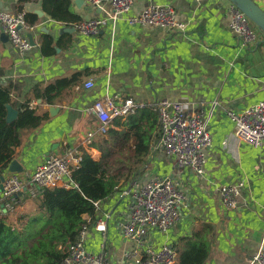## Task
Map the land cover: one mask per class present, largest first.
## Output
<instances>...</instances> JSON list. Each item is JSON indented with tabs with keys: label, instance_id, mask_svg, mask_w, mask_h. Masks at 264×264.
I'll list each match as a JSON object with an SVG mask.
<instances>
[{
	"label": "crops",
	"instance_id": "crops-1",
	"mask_svg": "<svg viewBox=\"0 0 264 264\" xmlns=\"http://www.w3.org/2000/svg\"><path fill=\"white\" fill-rule=\"evenodd\" d=\"M69 1V12L77 22L106 18L111 11L109 4L95 8L85 0ZM256 3L264 10V0ZM165 4L174 8L185 31L130 25L120 16L96 36L82 37L73 30L75 22L51 19L42 0H0V11L25 10L28 27L21 34L31 45L19 52L0 27V84L18 81L26 95L38 84L46 86L78 75L64 100L52 105L57 111L49 113L50 106L36 100L29 103L35 105L36 113L46 116L36 128L19 130L20 143L11 148V159L22 163L23 174H30L47 156H65L69 151L79 156L85 152L99 162L105 152L116 151L118 136L96 134L88 144V133L98 123L91 109L94 102L109 95L122 102L141 103L142 108L119 117L124 124L130 117L147 130L152 126L138 178L142 183L170 178L184 194L176 224L167 232L152 233L147 244L155 249L170 246L177 264L178 250L190 240L203 238L210 246L204 264H252L258 250H264V143L253 148L237 139L227 115L264 96V36L254 29L260 35L257 44L242 47L228 28V0H132L131 12L138 14L146 6ZM43 38L51 39V44ZM87 81L92 88H84ZM161 99L180 104L186 115L203 114L211 146L205 152L202 175L178 168L175 159L157 147L158 118L152 108ZM117 130L121 136L127 127ZM6 168L0 171V178L9 175ZM238 184L243 186L236 206L225 210L219 190ZM1 185L0 179V192ZM125 186L98 204L99 214L85 237L86 248L104 252L108 264L135 261L134 246L122 236L131 205L130 197L119 196ZM33 200L25 195L15 214L33 212Z\"/></svg>",
	"mask_w": 264,
	"mask_h": 264
},
{
	"label": "built area",
	"instance_id": "built-area-1",
	"mask_svg": "<svg viewBox=\"0 0 264 264\" xmlns=\"http://www.w3.org/2000/svg\"><path fill=\"white\" fill-rule=\"evenodd\" d=\"M85 1L95 8L109 4L111 11L106 18L75 22L73 30L82 37L96 36L109 21L114 22L120 16H125L130 25L185 31L186 25L177 20L174 8L168 4L149 5L138 14H133L132 0ZM227 13L228 28L237 36L239 44L245 48L257 44L260 35L252 29L251 22L246 16L230 2ZM25 16L26 12L22 9L15 12L0 11L2 32L19 52L31 48L29 40L21 34V30L28 27ZM92 86L91 81L84 84L86 89ZM142 106L143 104L134 103L132 100L122 102L117 96L107 95L96 100L91 109L98 123L95 131L88 133V144L91 137L96 134L106 136L115 118L138 110ZM28 108L33 110L35 105H28ZM152 109L158 118L157 147L166 155L173 157L178 168L202 175L206 161L205 152L211 146V136L203 114L186 115L180 104L166 99L156 101ZM227 117L233 124L237 139L253 148H258L264 143V96L262 100L241 111L229 112ZM79 161V154L69 151L65 156H47L30 174H9L1 185L0 213L16 212L23 205L25 195L33 199L46 188H70V176L73 169L78 167ZM242 186L226 185L220 188L219 199L222 208L225 210L235 208ZM119 196L131 198L128 218L122 224V236L134 246V264H174L176 252L173 248L164 244L155 249L147 244V239L154 232H167L178 221L179 209L184 200L180 185L167 177H156L143 183L139 178H134L122 189ZM99 225L103 226L104 222H100ZM87 229L88 225H83L77 239L64 248L65 257L62 264H108L104 252L86 248ZM251 263L264 264L263 249L258 250Z\"/></svg>",
	"mask_w": 264,
	"mask_h": 264
},
{
	"label": "trees",
	"instance_id": "trees-1",
	"mask_svg": "<svg viewBox=\"0 0 264 264\" xmlns=\"http://www.w3.org/2000/svg\"><path fill=\"white\" fill-rule=\"evenodd\" d=\"M69 4V0H42V8L51 19L63 23L77 22L69 12ZM25 20H28L27 14ZM43 39L47 45L51 44V39ZM77 77L57 79L46 86L38 84L26 95H22L18 81L0 84V171L11 160V148L20 143L19 130L36 128L46 116L30 110L29 103L32 100L45 106L60 103ZM6 105L18 112L14 123L5 121ZM124 125L127 130L120 136L117 129ZM150 128V125L148 130L141 127L130 117L125 124L119 117L115 118L108 134L112 138L118 136L116 151L105 152V157L99 162L81 152L78 167L70 176V188L43 189L33 198L36 208L33 212L0 213V264H62L64 248L77 239L83 225L89 226L96 221L98 204L120 191L122 179L132 180L141 176L149 138L152 137ZM156 137L159 140V133ZM131 159H134V165L130 163ZM126 163L131 166L122 171L118 165ZM84 216L89 219H84ZM205 241L195 238L187 242L178 250L177 264H204L210 252Z\"/></svg>",
	"mask_w": 264,
	"mask_h": 264
},
{
	"label": "water",
	"instance_id": "water-1",
	"mask_svg": "<svg viewBox=\"0 0 264 264\" xmlns=\"http://www.w3.org/2000/svg\"><path fill=\"white\" fill-rule=\"evenodd\" d=\"M82 1V0H76ZM232 3L237 9H239L246 18L261 32L264 36V10H262L259 5L254 0H228ZM3 36L7 39V36L3 33ZM29 40V39H28ZM30 42V41H29ZM37 104L40 101L36 102ZM49 113H53L57 111V108L50 106L48 108ZM18 112L14 110L11 106L6 105V116L5 121L7 123L13 122L17 119ZM23 167L22 163L17 161L16 159H11L7 163V168L5 173L12 174V173H22ZM5 176H1V182L4 181ZM128 217H126L127 219Z\"/></svg>",
	"mask_w": 264,
	"mask_h": 264
},
{
	"label": "rangeland",
	"instance_id": "rangeland-1",
	"mask_svg": "<svg viewBox=\"0 0 264 264\" xmlns=\"http://www.w3.org/2000/svg\"><path fill=\"white\" fill-rule=\"evenodd\" d=\"M251 27H252V29H257L252 23H251ZM259 31V30H258ZM158 145V144H157ZM128 154H131V152H129ZM130 163H133V165H134V159H131V162ZM133 165H132V167H133ZM119 167H120V169L122 170V171H126V167L128 168V167H130L131 165H129L128 163H126L125 165H122V164H119L118 165ZM133 180V179H132ZM132 180H125V179H122L121 180V185H120V187H122V185H127V184H129ZM34 201V200H33ZM32 201V202H33Z\"/></svg>",
	"mask_w": 264,
	"mask_h": 264
}]
</instances>
